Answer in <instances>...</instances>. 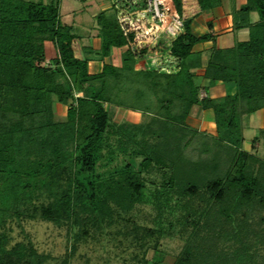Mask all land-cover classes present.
<instances>
[{
    "label": "trees",
    "instance_id": "1",
    "mask_svg": "<svg viewBox=\"0 0 264 264\" xmlns=\"http://www.w3.org/2000/svg\"><path fill=\"white\" fill-rule=\"evenodd\" d=\"M168 1L175 32L144 0H111L95 16V47L61 20L60 0H0V264L48 258L30 241L9 246L8 222L21 218L65 223L69 254L120 218L141 264L165 236L183 241L172 264H264V158L243 148L249 115L264 107V0L232 7L246 40L200 50L213 36L191 21L222 0ZM203 80L235 91L200 96ZM116 107L143 119L117 120ZM194 107L212 112L214 134L187 124ZM138 205L154 227L130 220Z\"/></svg>",
    "mask_w": 264,
    "mask_h": 264
},
{
    "label": "rangeland",
    "instance_id": "2",
    "mask_svg": "<svg viewBox=\"0 0 264 264\" xmlns=\"http://www.w3.org/2000/svg\"><path fill=\"white\" fill-rule=\"evenodd\" d=\"M101 10L111 12V0H60L59 4L61 19L78 27L80 32H83V37L87 39L96 35L95 16ZM139 64L135 66L138 68ZM200 96H204L201 91ZM133 112L116 107L113 116L117 120L124 118L131 120L138 117V114ZM54 113L57 118L63 117L64 107L55 104ZM251 134L252 131L245 132L244 147L260 157L264 156V136L259 135V139L250 144ZM129 217L139 225L154 227V212L147 205H138L129 213ZM8 226L9 246L17 241H30L38 252L48 255L44 264H62L64 257L69 254L72 240L69 238L68 226L65 223L57 225L40 218H21L9 220ZM127 229H130L128 222L118 218L113 225L103 230H91L88 236L75 243L73 253L67 256V264H141L133 255L141 257L142 249L122 234ZM150 244H153V240ZM156 244L158 251L153 252L152 247L146 251L145 257L148 260L146 264H153L155 257L159 261L158 264H172L183 241L179 237L165 236L159 238Z\"/></svg>",
    "mask_w": 264,
    "mask_h": 264
},
{
    "label": "crops",
    "instance_id": "3",
    "mask_svg": "<svg viewBox=\"0 0 264 264\" xmlns=\"http://www.w3.org/2000/svg\"><path fill=\"white\" fill-rule=\"evenodd\" d=\"M244 2L245 0H234V5H233V2L231 0H222L221 5L211 9L203 10L198 15L193 17L191 21V26L196 33L203 34L210 32L213 36L211 40L199 44L196 49L197 50L203 48L207 49L213 44H215V46L217 47H228L233 44L235 39L240 41L246 40L248 38L247 28H241L240 30L234 31L232 28V16H231L232 7L235 6L236 8H238L239 5ZM257 18L258 16L255 12L250 13L251 22L256 21ZM67 24L74 25L72 23H67ZM209 24L211 26H209ZM88 30L90 31L91 28ZM82 42L83 44L92 43L95 45V47H98L99 38L96 35L94 37H90V39L83 37ZM100 69H101L100 61L93 60L90 62V70L92 72H99ZM203 84L207 86V89L206 90L202 89L201 92H203L204 95L208 94L211 97H219L225 94L233 93L235 91V87L233 84H226L220 81L215 82L213 84H209L208 80H203ZM133 113H137L138 117L131 119V121L137 122L143 119V116L139 115L138 112H133ZM186 122L188 125L198 129L199 131H203L208 134L209 133L214 134L215 127L213 122V115L212 112L208 110H201L199 107H194L190 115L187 117ZM260 128H264V107L251 113L248 117L246 126L243 130L244 149H246L244 147V142L246 141L245 132L252 131L251 134L252 137L250 138V142H251L250 144H252V138L256 135L258 129ZM258 143L259 142H257V144ZM261 158H264V156H261Z\"/></svg>",
    "mask_w": 264,
    "mask_h": 264
},
{
    "label": "built area",
    "instance_id": "4",
    "mask_svg": "<svg viewBox=\"0 0 264 264\" xmlns=\"http://www.w3.org/2000/svg\"><path fill=\"white\" fill-rule=\"evenodd\" d=\"M145 7L144 12L147 15H151L157 19H163L165 24V29L169 32H175L182 26V21L176 14L169 13V1L168 0H144Z\"/></svg>",
    "mask_w": 264,
    "mask_h": 264
}]
</instances>
